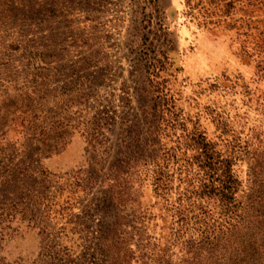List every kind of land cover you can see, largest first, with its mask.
Segmentation results:
<instances>
[{
    "label": "rangeland",
    "instance_id": "rangeland-1",
    "mask_svg": "<svg viewBox=\"0 0 264 264\" xmlns=\"http://www.w3.org/2000/svg\"><path fill=\"white\" fill-rule=\"evenodd\" d=\"M198 135L263 180L264 0H0V264H178Z\"/></svg>",
    "mask_w": 264,
    "mask_h": 264
},
{
    "label": "trees",
    "instance_id": "trees-1",
    "mask_svg": "<svg viewBox=\"0 0 264 264\" xmlns=\"http://www.w3.org/2000/svg\"><path fill=\"white\" fill-rule=\"evenodd\" d=\"M190 141L194 154L177 171L189 173L188 167L196 164L198 185L189 179V188L182 190L172 208L174 240L189 235L182 242L178 264H264V177L247 196L238 198L241 183L232 168V158L221 155L201 135ZM33 173L44 179L51 176L38 167ZM124 175L122 171L120 177ZM166 179L158 174L157 190H167ZM118 187L124 189L121 183ZM118 239L112 238L110 230L101 236L104 264H125L124 255L113 251L120 243Z\"/></svg>",
    "mask_w": 264,
    "mask_h": 264
}]
</instances>
